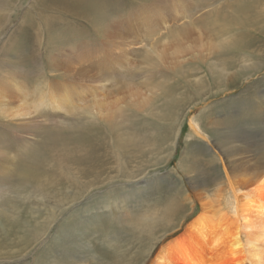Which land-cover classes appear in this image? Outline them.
<instances>
[{"label":"rangeland","instance_id":"rangeland-1","mask_svg":"<svg viewBox=\"0 0 264 264\" xmlns=\"http://www.w3.org/2000/svg\"><path fill=\"white\" fill-rule=\"evenodd\" d=\"M47 1L26 0L21 12L19 2L0 4V81L7 71L17 77L14 87L29 88L27 101L12 93L3 103L32 112L24 120L0 118V264H147L185 235L206 251L198 227L185 232L202 211L192 188L211 194L217 216H229L227 183L217 186L229 171L224 164H251L237 154L243 141L227 140L240 131L220 129L238 120L256 150L264 143V0H146L125 8V0H107L117 16L107 25L124 28L104 38L105 27L78 22L76 42L55 46L47 44L55 24ZM29 35L39 57L22 64ZM56 64L64 66L53 72ZM37 87L50 95L44 109ZM66 89L77 96L56 110L49 100ZM192 115L206 140L191 131ZM249 115L258 122L249 126ZM85 133L99 147L82 167L75 159L80 139L73 148L68 139ZM64 138L69 146L61 149ZM32 146L43 167L35 168L42 177L36 183L22 179ZM49 153L59 165L43 159ZM59 169L62 178L48 172ZM244 172L237 183L251 192L261 177Z\"/></svg>","mask_w":264,"mask_h":264},{"label":"bare ground","instance_id":"bare-ground-1","mask_svg":"<svg viewBox=\"0 0 264 264\" xmlns=\"http://www.w3.org/2000/svg\"><path fill=\"white\" fill-rule=\"evenodd\" d=\"M25 1L26 0H0V4L4 3L6 5H10V4L13 5L19 2L18 8L21 12ZM144 1L146 0H125V1H121L120 3L121 6L124 5L125 8L127 3H129L127 4L129 6L132 4H139ZM46 6L49 9L50 14L53 15V19H55V24H52V26L49 24V27H51V29L47 36V44L50 46H55L61 41L63 43L76 42L75 39L77 37H75L74 34L76 31L77 33L81 31V29L77 27L79 25L78 22L80 23L83 22L84 24L88 25L87 26L88 29L90 28V26H92L95 30H99L105 27L107 33L102 35L104 38L112 33L110 32L111 28H113V30L116 28L118 29L124 28L123 26H119L122 25L121 22L119 23L115 22L114 25L111 26L107 25V23H109L108 21H111L113 23V20H115L114 18H117V16H111L109 14L108 11L112 7L110 3L107 2V0H48ZM122 13L123 12H120V14ZM0 20H1L0 30H2L5 25V22H4V18L2 17H0ZM113 32L116 31L114 30ZM31 43H32V47H31ZM31 43H30V35H29L23 45L24 49L26 50V53L23 54L24 61L22 62V64H27V63L33 64L35 63L34 62L35 60L36 61L38 60L39 57V54H37V52L39 51V49H37L38 41L32 38ZM62 66L64 65L56 64L55 68L52 71L57 72L60 68H63ZM8 74L9 72L7 71L1 72L2 80L0 81V118L24 120L26 117L31 116L32 112L22 113L21 111L27 110V108L24 109L21 106L18 107L19 110L17 109L9 110L5 107L3 100L7 98L8 95L12 96V93L13 94L16 93L18 95L17 98L21 97L23 98L22 100L27 101V94H28L27 92L29 88H27L25 84L22 85L16 84L18 86L14 87L15 81L13 80L16 79L17 77L14 78L12 77L11 74L14 73H11L10 74L11 76ZM72 91L75 92V89H73ZM33 94L40 98L39 107L42 108L44 107V103H45L43 99L47 98L48 100V98H50V95L48 97V91L45 90L43 87L42 88L37 87L36 92H33ZM56 94L57 93H55V95L51 97L52 101L49 100L52 103V105H55L56 110H61V105L64 106L69 102H70L69 104H71L74 98L77 96V94L73 95L69 89L62 90V93L60 95H56ZM29 97L32 98V96ZM34 108L35 110L38 109L37 107ZM193 116L194 115H192V117L190 118L191 131L198 138L202 140H206L207 134L203 132L202 128H200L199 124L195 119L196 117ZM244 119H246V121L248 122L247 124L250 123L249 126L253 122L254 123L258 122L257 120L254 121L252 115L243 118V121L245 122ZM251 119L253 120L251 121ZM237 121L236 122L234 121L231 124L228 123V125H225V127L222 126L223 128L220 129V131H224V130H227L228 132H232L234 130L240 131L239 134H232V136L229 137L227 140L228 141L229 139L242 140L243 147L241 149H236L237 154L244 153L246 155L245 158H247L251 162V164L243 163L233 168L229 167L227 162L224 164V170L228 169L229 171L226 174L224 173L225 182H219L217 186L219 184L221 185L227 183V187H226L227 194H226L224 207L227 211V214H229V216L226 214L224 216H217L216 215L217 210L215 209V203H214L215 201L213 197L210 196L211 194H204L206 192L205 190L204 193H201L199 192L198 189H196V187H193L192 189L194 190L195 194L198 195L200 200L202 201L201 202L202 211L199 214V216H196L194 220L189 223V225L186 227L185 232H187V230L189 229L194 230L198 227V232L196 236L197 238H201L203 240L204 245L207 246L206 251H203V247L198 246L195 243L194 240L195 235L189 238H187L186 235L182 237H180L179 235L180 238L178 237L173 238L172 242L169 241L165 245L160 247L159 253L156 255V257L152 262H149L150 264H227L225 263L226 259L227 260L236 259L240 261L235 264H264V143H262L263 144L261 145L262 147L260 146V148H262L261 151L260 149L259 150L257 149L258 150L257 151L255 145L250 143V140H248V138L250 137L249 128H246L245 131L244 129L242 130V128L239 127L240 124L237 123ZM0 122L3 123L2 120ZM259 122L260 125L264 124V121L263 122L259 121ZM259 127L262 128V126ZM88 136L90 135H88V133H85L79 137L76 138L71 137L72 139H68V141H70L69 143L71 144L70 146L71 148H73L74 144L77 143V141L80 139L76 144V149H78V151L75 154V159L76 161H79L82 167L87 166V164L91 160L92 155L96 153L99 147L98 146L99 143H97V141L93 137L91 136L88 137ZM64 140L66 139L64 138L59 141L61 143V149H63L62 147L64 144H67L69 146V143H66V141ZM21 141L22 143L23 142L28 143V145L29 142H31L30 140L25 138V136L21 138ZM79 142H84V143L81 146ZM227 143L228 142L226 141L225 145ZM24 146H26L25 143ZM216 146L218 149V143ZM231 147L234 148V145L231 144ZM27 148L28 149L26 150V152L28 153L30 147ZM34 150L35 149L32 146L31 148L32 152L29 151V153L26 155L27 158L31 157L33 161L31 164H29L27 168V172L25 174H22V179L27 180L29 182L33 181L36 183L42 177L40 175V171H36L35 168L38 167V169L43 170L42 169L43 167H42L41 157L39 158L37 156V151ZM81 150L83 153L81 152ZM230 152L231 150L229 148H226L224 152V156L226 157L230 156ZM64 154L66 155V153ZM231 157H235V156L231 154ZM54 158L55 155L52 153H49V155L45 158L43 157V159L47 162L48 160L49 162L53 161ZM252 158H253V162H252ZM37 160H38V164L36 163ZM55 160H57L55 164L59 165L58 157H56ZM33 164H36V166H32ZM219 164L220 165L222 164L221 161H219ZM63 165L65 164L63 163ZM59 170H60L59 173L61 174L54 172L51 173V170H49L48 172L50 175L53 174L54 176H57V178L64 177V174L62 173L61 169ZM243 170H245L244 172L245 175L250 174L253 176L256 173V175L252 177V179L257 178V176L261 177V180L258 181V183L251 190V192L242 190L240 185L237 183L238 180L240 181L246 180V178H241L239 176V174ZM0 173L1 176H3V173L1 172V165H0ZM203 175L206 174L203 173ZM204 211L212 213L213 215L208 217L206 214H203ZM233 227H235L234 230ZM211 234H215V236H211ZM165 235H163L161 238H163ZM240 250H243L244 252L243 255H241Z\"/></svg>","mask_w":264,"mask_h":264},{"label":"water","instance_id":"water-1","mask_svg":"<svg viewBox=\"0 0 264 264\" xmlns=\"http://www.w3.org/2000/svg\"><path fill=\"white\" fill-rule=\"evenodd\" d=\"M162 245H163V244H162ZM161 247H162V246H161ZM153 257H154V256H153ZM153 257H152V258H153ZM147 264H149V262H147Z\"/></svg>","mask_w":264,"mask_h":264}]
</instances>
